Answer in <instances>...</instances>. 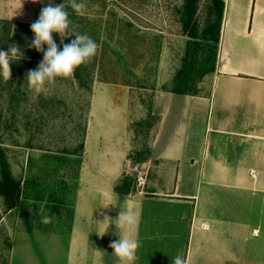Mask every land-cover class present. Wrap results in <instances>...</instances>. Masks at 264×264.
<instances>
[{"label": "crops", "instance_id": "obj_1", "mask_svg": "<svg viewBox=\"0 0 264 264\" xmlns=\"http://www.w3.org/2000/svg\"><path fill=\"white\" fill-rule=\"evenodd\" d=\"M42 3L0 0V19L30 22L9 13L33 14ZM205 80L206 95L156 97L150 115L157 123L142 156L129 88L91 90L74 184L62 204L70 264H103V254L120 264L109 246L119 232L99 223L120 210L137 217L135 264H172L176 255L186 264H244L243 243L257 228L236 227L234 198L213 191L264 199V0H223L214 72ZM137 175L145 176L142 194L134 190ZM123 177L133 183L118 194Z\"/></svg>", "mask_w": 264, "mask_h": 264}, {"label": "rangeland", "instance_id": "obj_2", "mask_svg": "<svg viewBox=\"0 0 264 264\" xmlns=\"http://www.w3.org/2000/svg\"><path fill=\"white\" fill-rule=\"evenodd\" d=\"M181 1L83 0L85 15H70L74 18L70 19V29L91 37L98 45L97 53L91 63L81 65V81L73 76L58 77L42 94L31 91L26 81L28 71L36 69L41 61L22 58L34 52L29 47L34 33L31 29L17 30L23 56L10 64V80L0 78V146L12 176L21 183L16 208L7 210L0 198V264H70L67 209L62 204L69 200L74 184L90 92L101 84L129 88L130 109L134 111L136 103L139 107V121L132 129L141 156L145 154L150 130L157 123V118L150 115L153 102L162 93H171L173 77L184 66L187 37L177 14ZM48 3L61 4L64 0H43L33 14L9 13L32 16L30 22H8L31 25ZM209 8L210 0H198L194 16L198 31L210 21ZM68 11L72 12L71 8ZM13 38L10 43L4 42L5 51L9 45H17ZM53 39L62 50L57 33H53ZM72 39L75 36L63 43ZM35 51L38 58L43 56ZM206 77L193 87L197 95L208 93ZM213 192L216 197L234 198V210L230 211L236 227L243 221L257 228L258 235L243 243L248 250L243 254L244 264H264V199ZM43 216L53 217L52 222L41 223ZM239 241L242 243V239ZM105 259L108 257L103 254V264H108Z\"/></svg>", "mask_w": 264, "mask_h": 264}, {"label": "clouds", "instance_id": "obj_3", "mask_svg": "<svg viewBox=\"0 0 264 264\" xmlns=\"http://www.w3.org/2000/svg\"><path fill=\"white\" fill-rule=\"evenodd\" d=\"M71 8L72 12L68 9ZM86 4L83 0H64V3H48L41 9L38 19L31 24L34 33L29 47L43 53V59L36 69L29 70L26 75L27 87L36 94L47 92V84L55 82L59 78H70L81 65L91 63L98 49L97 43L87 34L74 33L70 29V15H85ZM53 33L60 37L62 50L58 48L53 39ZM75 36L70 43L64 44V40ZM47 45V48H44ZM23 52L16 44L8 46L7 51L0 50V78L5 81L11 78L10 64L17 58H21ZM53 217L43 216L41 223L49 224ZM100 224L115 225L119 239L110 243L113 254L120 264H135L139 259L137 251L140 242L132 235V228L137 224V217L131 210H120L118 218L105 217ZM105 230L104 234L108 231ZM103 234V235H104ZM102 235V236H103ZM172 264H186V260L180 255L171 258Z\"/></svg>", "mask_w": 264, "mask_h": 264}, {"label": "trees", "instance_id": "obj_4", "mask_svg": "<svg viewBox=\"0 0 264 264\" xmlns=\"http://www.w3.org/2000/svg\"><path fill=\"white\" fill-rule=\"evenodd\" d=\"M198 0H182L181 7L177 11L181 31L187 37L186 52L184 57V66L178 70L173 77L170 92L174 95L196 96V84L204 80L206 76L214 72L216 61V52L218 38L222 20L223 0H210L211 9L209 8V20L206 26L198 31L195 21ZM211 12V13H210ZM69 19H74L72 16ZM31 25L11 24L8 21L0 20V50H6L4 42L10 43V37L17 41L20 48L21 40H17L16 33L18 29H31ZM21 39V38H19ZM2 47V48H1ZM31 55L22 58L29 61H41L38 58L36 49ZM81 66L78 67L73 77L81 81ZM81 148V147H80ZM19 179L12 176L9 164L5 157L4 151L0 146V198L7 210L16 208L20 195ZM133 180L123 177L120 185L116 187L118 194L127 193L126 186L132 185ZM127 188V187H126Z\"/></svg>", "mask_w": 264, "mask_h": 264}, {"label": "built area", "instance_id": "obj_5", "mask_svg": "<svg viewBox=\"0 0 264 264\" xmlns=\"http://www.w3.org/2000/svg\"><path fill=\"white\" fill-rule=\"evenodd\" d=\"M145 185V176L137 175L135 177L134 190L136 193L142 194Z\"/></svg>", "mask_w": 264, "mask_h": 264}]
</instances>
